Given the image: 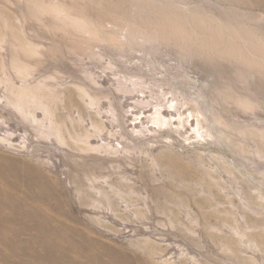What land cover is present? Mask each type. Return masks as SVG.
<instances>
[{
	"label": "rangeland",
	"instance_id": "obj_1",
	"mask_svg": "<svg viewBox=\"0 0 264 264\" xmlns=\"http://www.w3.org/2000/svg\"><path fill=\"white\" fill-rule=\"evenodd\" d=\"M0 264H264V0H0Z\"/></svg>",
	"mask_w": 264,
	"mask_h": 264
}]
</instances>
